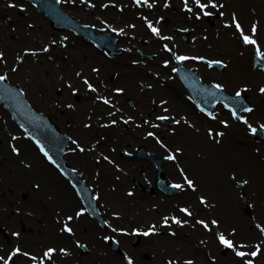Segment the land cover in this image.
<instances>
[{
    "label": "rangeland",
    "instance_id": "374dc122",
    "mask_svg": "<svg viewBox=\"0 0 264 264\" xmlns=\"http://www.w3.org/2000/svg\"><path fill=\"white\" fill-rule=\"evenodd\" d=\"M9 1L18 2L21 5L25 3L24 0H0V5L5 9L0 10V52L4 53L3 60H0V75H6L9 82L21 89L33 110L42 112L50 116L54 122L56 121L59 129H63V133L64 131L67 132L68 129L65 120L70 119L75 129L80 130L77 133L88 135L93 145L92 149L97 150L92 153L91 168L96 169L102 181L95 192L94 185H91V188L94 194L98 192L96 193L99 195L97 203H102V211L105 213L103 218L109 221L110 229L113 231L109 229L107 232L100 228L95 232L99 234L92 233L93 239L100 242L105 249L90 252V254L95 253L91 257L94 259L91 264H112L115 261L128 264L129 257L133 264H168L169 261H173L175 264H184L187 260H192L194 264H222L224 262L242 264L240 259L244 261V264L248 259H252L254 264H264V232L256 227L257 224L264 226V139L262 140L260 135L256 138L249 137L248 126L242 121L235 120L223 106H219L215 110V120L206 116L203 117L199 110V118L192 116L189 108L199 115L196 112L197 108L193 107L192 101L187 98V91L180 85V81L172 71L175 68L173 53L223 61L225 68L222 70L209 69L199 59H190L184 64L194 70L203 82L222 84V89L227 93L234 94L241 91L253 109L252 112H247L242 116L253 127L260 128V125L264 124V93H261L259 89L264 87V72L252 66L251 56L257 46L243 42L233 25L232 17L235 14L246 35H252L251 27L256 24L257 31L253 38L256 39L260 51L264 52V0H245L244 2H240V0H214L218 6L216 8L211 7L212 11L218 14V17L215 18L213 24L200 26L197 34L191 35L192 38L198 36L199 40L195 42L189 41L190 37L185 42L181 37L182 34H178L179 29H185L184 26L176 28V24L169 26L163 22L154 26L160 30L161 36L172 37L171 40L161 39L154 35L149 27L140 25L135 31H128L130 34L124 42L116 44V47L122 49V53L114 56L107 55L106 51L96 49L91 44H81L86 48H84L87 50L86 54H91V58H88L87 65L80 69H75L72 66V61L77 54V49L73 46L74 41L71 43L72 47L69 44V47L61 50L60 53L52 49L46 53L40 51L44 46L50 45V41H56L58 37L48 38L47 36L43 40L42 36L44 37L47 33H39L33 28L35 22L29 16L28 11L19 15L15 10H10L7 7L6 3ZM175 4L177 6V3ZM221 13L223 14L221 15ZM110 14L116 13L111 12ZM5 15L11 19L7 21ZM110 19L112 20V18ZM28 22L33 24V27L28 26ZM126 25L128 24L121 25L118 22L116 26L119 28L124 26L127 31L129 28ZM226 25L232 26L226 27ZM173 34H177V36L175 37ZM153 36L157 38L153 40ZM165 44L172 49L171 52L163 48ZM54 47L55 49L61 48L58 43ZM25 49H35L37 53L38 51L42 53L37 55H40L39 59L46 63L44 69L39 66L41 62H36V70L38 71L29 73V70L35 67L27 66L30 65V62L25 61V58L29 56L22 53ZM89 51L95 52V54ZM97 54L100 57L98 62L96 57H92ZM17 57L22 59H17ZM165 60L169 61L167 66L164 65ZM92 69H98V71L94 72ZM77 72H80L81 76L77 77L75 75ZM132 73H135V79H132L133 88L122 81V78L129 79L126 74L131 76ZM85 77L97 89L96 92L90 91L83 83ZM76 80H78V85L75 84ZM166 83L178 85L181 91V102L189 107L184 106L185 108H182L177 104V108H175L173 103L170 108L166 106L169 103L168 97L165 95L170 94L168 88H164L165 95L162 94V88ZM69 84L72 85V89L77 91L70 89ZM145 85H150L153 92L145 91ZM116 88H122L123 92L118 95L115 92ZM245 88L247 90L242 91ZM126 89L129 91L128 97H124ZM132 91L133 94L131 95ZM75 93L78 95L76 99ZM150 93L155 94L152 100L149 99L151 98L149 97ZM97 97L107 98L110 103L106 104L103 99H97ZM162 100L166 103L161 104ZM129 101L135 104L133 109L129 106ZM69 104H72L73 107L69 108ZM165 108L168 110L167 112H165ZM160 115L171 117L172 119L168 120L171 123H174V120H179L180 123L163 124L156 119ZM112 120H115L116 123L112 124ZM143 120L148 121V123L143 124ZM153 120L154 124L159 125V127L154 130L155 140L154 147L151 148L152 151L159 156L166 155L169 157L171 154L176 156L175 160H169L168 169H166V165L164 166L165 173L166 170H171L173 173L171 177H167L168 180L170 178L173 181L177 179L175 180L176 184H186L183 175L189 179L196 178V176L201 178L196 167L199 168L200 164L203 165L206 162L200 158L202 148L194 149V146L189 145L194 139L198 141V139L203 138L205 142L223 146L225 153L229 152L228 156H230L231 162L235 163V165H224L222 169L218 168V173L221 172L222 179L227 181L221 185L227 187L228 194L214 190L217 191L215 194L217 198H230V200L235 199L238 202L236 208L234 207V217L227 215L221 220L213 201H217V199L212 198L214 195L210 197L209 190L199 188L200 192H198L196 199L192 196L194 199L191 201L176 202L182 204V208L187 207L192 212V216L185 214L183 216L192 221V226L188 224L184 226L187 232L197 233L194 238L191 236L193 239L190 237L191 242H187L188 239L184 235L181 236L183 241L181 239L178 241L177 236L168 235V232L172 231L171 228L168 230L169 228L154 223L159 222L162 216L170 217L174 214L178 216L181 214L177 208L169 209L167 207L165 209L161 207L159 204L161 196H150L149 202L147 198L143 201L134 184L130 183V176H133L134 168L129 169V171L119 161L116 154L118 150L125 149L130 139L131 142L135 140L132 138V133L135 131L138 133L137 139L146 140L144 134L151 131L149 124ZM220 121H227L228 127H225ZM189 126L194 128H189ZM208 129H212L213 134L224 132L225 135L213 140L205 132ZM73 132L70 133L71 136L75 138L79 136ZM179 136H182L188 144L179 143L176 138ZM12 137H17V139L13 140ZM219 138L222 141L221 145L215 142L217 139L220 140ZM12 145L20 149L19 154L12 151ZM23 147H26V150ZM35 148L30 139L11 120L9 112L5 111L0 104V191H3L0 193V256H7L17 245L23 251H28L36 256L41 253L42 248L53 246L57 249L56 253L59 257L56 258L54 264H72L76 262L74 259L58 251V248H69L68 245L61 243L62 241L58 242L59 238L57 240L53 238L55 235L58 236V230L62 228L59 224L53 223L54 220H52L53 216H58L59 212L55 210L60 207L56 205L55 198L54 202H50V197H52L50 191L48 193L43 189L40 179L34 174L41 171L48 177L54 175L55 180L62 184L61 176L39 157ZM177 148L181 151L176 152ZM94 163H99V166H93ZM239 163H246L247 165L240 167ZM259 165L261 166V173L255 169ZM18 168L22 169L21 174L20 172L16 174ZM6 169L14 176L15 184L7 185L5 189ZM113 169H119L120 172L114 173ZM108 170L111 171L110 179L106 175ZM115 174H118L117 178L114 177ZM245 180L248 182L247 184L243 183ZM141 182L148 184L151 182V178ZM99 191L105 192L104 195ZM37 192L44 194L39 200L51 205L44 217H40L41 211L37 210L38 206L36 207L38 204ZM129 192H132V195L128 196ZM200 196H204L213 208H207V212L204 209H199L197 206H201ZM193 203L195 205L192 206ZM76 207L77 205L73 206L71 211L76 210ZM247 209L249 213H247ZM143 212L146 213L143 214ZM200 219L206 221L217 219L220 224L218 226L210 225L211 231H209L197 223ZM50 223L53 225L51 230L48 228ZM153 224L157 228L155 234L143 235V232L147 231L149 226ZM35 225L40 229L50 230V232L47 233V236H42L40 229H35ZM243 228L247 229L243 230ZM137 229L142 239L139 246L133 247L130 238L124 236L122 232L132 233ZM233 229H235L234 235H232ZM250 229L254 230V233H249ZM77 231L73 229V233H71V246L76 238L79 241L81 239L87 241L85 237H81L79 234L78 237L75 236ZM13 232H19V237L13 236ZM218 232H223L237 245H247L241 249L242 251H254L255 245H260L261 251L256 257L246 256L244 258L236 256L231 248L223 253L225 246L221 245L217 239L216 233ZM106 233L113 235L120 242L121 254H111L109 248L107 249L103 238ZM166 238L172 239L175 243L169 247L167 243H163ZM92 242L94 241L89 238V243ZM183 242L192 246L188 252L179 254L168 252L169 248L183 247ZM30 263L31 261L22 255L14 258V264Z\"/></svg>",
    "mask_w": 264,
    "mask_h": 264
},
{
    "label": "flooded vegetation",
    "instance_id": "af4514ba",
    "mask_svg": "<svg viewBox=\"0 0 264 264\" xmlns=\"http://www.w3.org/2000/svg\"><path fill=\"white\" fill-rule=\"evenodd\" d=\"M177 3V6L176 4ZM201 3H209V0H201ZM7 7L10 10H15L16 13L19 15L22 14L24 11H28L29 16L34 19L35 24L42 23L40 19L43 20V23L47 25V27L50 28L52 31L51 34H49L48 38L50 37H58L56 40V43L53 44L50 49L53 51H61L65 50L69 47V44L73 40H78L83 43L87 44H93V41L97 42H107L109 40L114 41L116 44L118 42H124L127 38V36L130 34L128 31H135L140 25H144L148 27V21H151L153 26L155 24H161L166 23V25H174L176 28L179 26H184L185 29L178 30V34H182V38L185 42L192 40V42H195L199 40L198 36L192 38L191 35L193 33L198 32V28L200 26H204L206 24H209V21L211 19L207 20L204 19L203 10H201L196 4L195 0H188V6L192 8V11L189 12L184 7V0H148V4H151V7L148 6V4L143 3V0L140 4L136 3V0H54L55 8L59 11L58 15L62 21V23L58 24V27L54 25L53 22L49 21V19H44V15L39 11V9H34L32 6H30L27 3H19L18 2H7ZM9 4H15L16 7H9ZM165 4H167V7H165ZM103 5H107L104 7ZM23 6V8H21ZM8 9V11H9ZM35 12H33L32 10ZM208 9L209 13H211L212 16L216 15L212 11L211 4L206 8ZM111 12H115L116 14H110ZM9 15V14H6ZM5 15V16H6ZM28 16V15H27ZM199 16V18H197ZM112 18V20L110 19ZM117 18L119 19L118 22H120L121 25H126L127 28H129L127 31L125 27H117L118 24ZM11 18L9 16H6V20H10ZM208 23H207V22ZM42 23V24H43ZM28 26H32L33 24L27 23ZM113 25V26H112ZM134 25V27H132ZM155 27V26H154ZM112 29H117V31H113ZM123 29V33H121L119 30ZM175 37L177 34H173ZM65 37L67 39H65ZM185 37H187V40H185ZM43 40L45 36L43 37ZM153 40H155V36H153ZM53 41V40H52ZM50 41V42H52ZM60 44L59 49H55L54 45ZM71 45V44H70ZM8 45L6 44V47ZM120 52L122 53V49L118 47ZM198 54V53H195ZM128 75V76H127ZM126 76L129 79H126L123 81V83L130 85L132 88L134 86L132 79H135V73H132L131 76L129 74H126ZM123 79V78H122ZM145 91L153 92L151 89V86L145 85ZM144 91V92H145ZM133 94V91L130 93ZM129 91L126 89L124 97H128ZM153 94L150 93V96L152 100ZM76 99V97H75ZM135 104H132V101H129V106L133 109ZM136 108V107H135ZM64 113V112H63ZM150 120L149 115L147 116ZM65 118V117H64ZM56 122V121H55ZM54 122V123H55ZM67 125V132L64 131V134L67 136V146L63 153V159L68 167L71 168L77 175L84 180L86 183H92L99 181L95 178L94 169L91 168L92 166V153L97 151L92 149V143L90 141V137L88 135H85L80 132L79 129H75L73 124H71V120L67 119L65 120ZM56 124V123H55ZM57 125V124H56ZM154 120L153 122H150L149 124V130L151 132L154 131ZM59 128V126L57 125ZM61 130V129H60ZM63 130V129H62ZM61 132L63 133V131ZM76 130V131H75ZM77 136L76 138L71 136V132ZM87 136V137H86ZM138 133H136L133 136L132 142L128 143L126 148L128 152L135 153L137 149L143 145L149 152L152 151V146L154 147V137H145L146 140L137 139ZM73 141H77L79 143V146L84 149V151H80L79 148H77V144L73 143ZM39 157L42 158L47 164H49L60 176H61V182L66 183L65 185L69 187L70 190L73 191L72 186L69 184V180L60 173L57 166L51 165L47 160L44 158L42 154L39 153ZM124 165L127 167V169L134 168L133 171L136 175L135 177H132V182L134 181H142V180H148L151 178V182L154 181L155 172L154 167L149 162H140L135 159H124ZM130 171V170H129ZM172 172H168L167 176H171ZM177 195V194H176ZM54 198V196H53ZM52 202H54V199H52ZM80 207H82V204L79 202ZM58 213V216L60 215H67L71 212L67 209L59 208L58 210H55ZM102 216H105V213L100 211ZM55 218V216H54ZM82 223V224H80ZM71 226L77 228V230L81 231L83 230L86 232V236L81 235V237H85L87 241L84 239H81L79 242L80 244L85 245V249L87 250L86 253H80V247L77 246V243H73L71 246V257L66 255L67 257H70L71 259H74L76 262H73L72 264H91V262H84V260L89 258L90 252L93 250H101L105 249L104 246H101L100 242H97V240L92 239L94 238V235H89V232H93L95 235L99 233H95L98 231V226H96V222L92 219L91 214L88 211H85L81 216L77 217V221L70 222ZM83 224H86L82 226ZM82 226V227H81ZM81 227V228H80ZM101 228V227H100ZM103 229V228H102ZM105 231L108 230V228L104 229ZM80 235V234H79ZM92 239V243H89V237ZM105 241V239H104ZM118 241V240H117ZM119 245L120 242L118 241ZM105 245L108 249V244L105 241ZM50 247V246H49ZM46 248L41 249V253L38 255L41 256L43 250ZM59 249V248H58ZM57 253L53 255V258L51 261H48L47 264H54L55 260L57 258ZM64 257V258H67ZM59 258V257H58ZM68 260V259H66ZM83 260V263L80 261ZM68 263V262H67ZM59 264V263H58ZM65 264V263H64Z\"/></svg>",
    "mask_w": 264,
    "mask_h": 264
},
{
    "label": "bare ground",
    "instance_id": "6f19581e",
    "mask_svg": "<svg viewBox=\"0 0 264 264\" xmlns=\"http://www.w3.org/2000/svg\"><path fill=\"white\" fill-rule=\"evenodd\" d=\"M244 1L245 0H240V2H244ZM40 21H42V23H43L42 19H40ZM37 30H38L39 33H45L46 31H48L47 30V25L45 23H43L37 28ZM73 46L77 49V54H76L74 60L72 61V66H74L75 69L76 68L80 69L81 67H84L85 65H87L86 63L88 61V58L89 59L91 58V54H86L87 53V50H85L86 48L83 45H81V43H79L77 41L74 42ZM90 53H92V54L94 53L95 54V52H90ZM92 57H96L97 62L100 59L98 54L96 56H92ZM39 58H40V56L37 55V54L36 55H32L31 54V55H29L28 57L25 58V61L30 62V65H27V66H29L30 68L35 67V68L29 70L30 71L29 73L38 71V70H36V66H37L35 64L36 62H41L42 65L40 63L39 66L44 69L46 63H43V60H40ZM22 67H24V66L22 65ZM124 80H126V79L123 78L122 81H124ZM172 83H173V81H172ZM172 83H170L171 85L170 84L168 85V83H166V85L162 88V91H163L162 94L163 95H165L164 88H168V90L170 92V94H166L165 95V96L168 97L169 106L171 107L172 103H173V104H175V106H174L175 108H177L176 107L177 104H179L180 107H182V108H185L184 106L189 107L187 104L183 105V103L181 102L182 100L180 99L181 91L178 88V85L172 84ZM75 84L78 85V80H76ZM153 95H155V94H153ZM189 111H190L192 116H195L196 118L200 117L198 114H195L193 111H191L190 108H189ZM176 138L178 139L179 143H183L184 145L188 144L186 142V140L182 136H179V137H176ZM194 140L191 141L189 143V145H192L194 147H201L202 148V152H201L200 158H201V160L203 159V161L206 162V163H203V165H201L199 163L200 167L199 168L196 167L198 169V170L197 169L196 170L198 171V173H200V177H201V178H197V176H196V182L198 183L197 185H199L200 189L209 190L210 195H211L210 197H212L214 195L212 198L217 199V201H215V200H213V201L215 202V204H214L215 207H216L215 209L217 210V214L219 212L221 220L224 219L225 216H227V215L228 216L231 215L232 217H234V213H235L234 207L236 208L238 202L235 199L230 200V198H226V199H223L221 197L217 198L215 196V194H216V192L218 190L221 193L224 192L225 194H228L227 187H222V185H221L222 183H226L227 181L222 179L221 172L218 173V168L222 169V166H224V165H235V163L231 162V158H230V156H228L229 152H227V154H226L225 151L223 150V146L221 147L219 145L217 146V144H215V143L212 144V143H208L207 141L205 142L203 138H200V140L198 139V141H196V139H194ZM218 141H219V143L221 145L222 144L221 139L218 140ZM23 148H24V150H26V147H23ZM157 151L159 152V150H157ZM26 152H28V151H26ZM225 155H227V157H225ZM239 165H240V167H245V165H247V164L246 163H243V164L239 163ZM240 167H239V169H240ZM168 168L169 167H167V165H166V169H168ZM255 169L259 172L261 170V166L260 165L258 167L256 166ZM21 171H22V169L18 168L16 170V174H18V172H20V174H21L22 173ZM114 173H117V171H114ZM260 173H261V171H260ZM263 174H264V172H263ZM34 175H36V177L40 179L41 186L43 187V189L46 190V192H48V193L50 191L51 196H54L56 205H58L60 208H62L64 210L67 209V208H70L71 206L72 207L74 206L75 200L71 197L70 190L63 183L62 184L58 183L55 180L54 175L48 177L45 173H43L41 171H37V174H34ZM106 175H107V178L110 179L111 178V171L107 172ZM117 176H118V174L114 175L115 178H117ZM5 180H6V182L4 183L5 189H6L7 185H14L15 184V178H14L13 175H11L8 172V169L5 170ZM215 189L217 190L216 192L214 191ZM40 191H42V190H40ZM2 192L3 191L1 190L0 193H2ZM104 193L105 192H103V195H104ZM42 195H44L42 192H37V196H36L37 197V202H38V204H36V207L38 206L37 210L41 211L40 217H42V216L44 217V215H46V212L51 207V205L48 204L47 202L39 200V199H41ZM179 196H186V197L190 196L191 197V193L181 194ZM178 199H179L178 197L176 199H172V198L168 199L167 197H164V198L162 197V198L159 199V204L161 205V207H163L165 209H167V207L169 209L170 208L179 209V207H182V204H180V203L177 204L176 203V202H179ZM179 200H181V199H179ZM189 201H191V198H190ZM193 205H195V204L193 203L192 206ZM197 207L199 209H201V210L204 209L206 212H207V210H206L207 208H210V209L213 208L211 204H208V201H207L206 204H201V206L198 205ZM203 207H206V208H203ZM180 219L181 220H188V222L185 223V224H188V225L192 226L191 219H184L183 217H180ZM12 221H15V220H12ZM80 224H82V223H80ZM185 224L183 226H179L178 225V227L175 230H172L170 232V234L173 237L177 236L178 241L180 239L183 241V237H181V236L184 235L188 239L187 242H191L192 239L194 238V236L197 235V233L195 234V232L193 233V231H191V233H188L187 230L184 227ZM84 225H86V224H83L82 226H84ZM52 227H53V225L50 223L48 228H50V230H51ZM193 227H194V225H193ZM245 227H246V225H245ZM35 229L39 230L40 228L37 227V225H35ZM244 229H247V228H243V230ZM50 230H45L43 228V229H40V233H41L42 236H47L48 235L47 233H49ZM89 231H87V232L89 233V235H91L93 232L91 233ZM240 231H241V229H240ZM253 231L250 229L249 233L252 234V233H254ZM172 233H175V235H172ZM79 234L83 235V236H86V232H84L83 230H81V231L79 230ZM191 236H193V238ZM71 237H72L71 235L69 236L68 234H65L64 232H61V229L58 231V236L57 235L53 236V238L56 239V240L59 238V240H57V241L58 242L62 241L61 243H69V242H71ZM89 238H90V236H89ZM163 243H167V245H169V247H171L175 242L172 239L166 238V240H164ZM163 243H160V244H163ZM183 244H184V246L180 247V248L179 247L169 248L168 252L170 251L171 253H175V254L186 253V252H188L190 247L192 248V246L187 245V243H185V242H183ZM182 250H184V251L182 252ZM93 251H95V250H93ZM163 252H165V251L163 250ZM94 254L95 253L92 252V254L89 255V258L86 257L84 262H87V261L88 262H92V260H94V259H92L91 257ZM261 255L263 256V253ZM100 259H101V257H100ZM80 261L83 263V260H80ZM240 261H242V264H244V261L242 259H240ZM112 264H121V263L119 261H115ZM222 264H227V262H224ZM234 264H238V263H234Z\"/></svg>",
    "mask_w": 264,
    "mask_h": 264
},
{
    "label": "snow or ice",
    "instance_id": "6c2138e0",
    "mask_svg": "<svg viewBox=\"0 0 264 264\" xmlns=\"http://www.w3.org/2000/svg\"><path fill=\"white\" fill-rule=\"evenodd\" d=\"M142 2V0H136V3L137 4H140ZM143 3L145 4H148V0H143ZM195 4L201 9H206L209 4H211V6L213 8H216L218 5L214 2V0H209V3L206 4V3H201V0H195ZM104 7H106L107 5H103ZM149 7H151V4H148ZM9 7H16L15 4H9ZM165 7H167V4H165ZM184 7L187 11L191 12L192 11V8H190L188 6V0H184ZM21 8H23V6H21ZM205 15H210L211 13H208V12H205L204 13ZM223 13H221L222 15ZM199 18V16L197 17ZM233 25L234 27L236 28V30L239 32L240 36L242 37V40L245 44H251V45H256V54L258 56L261 57L262 60H264V52H261L260 51V48L257 44V41L256 39H254V35L257 31V26L256 24H253L252 27H251V33L252 35H246L245 32H244V29L241 25V23L239 22V20L236 18L235 14H233ZM148 27L149 29L152 31V33L154 35H156L157 37H160L161 39H167V40H171L172 37H164V36H161V33H160V30L156 27L153 26L152 22L151 21H148ZM232 25H226V27H230ZM134 27V25L132 26ZM113 31H117V29H112ZM121 33H123V29H120L119 30ZM65 39H67L65 37ZM56 41H52L51 44H55ZM49 45H46L44 46L42 49H40V51H43V52H48L49 51ZM164 49L166 51H169L171 52L172 49H170L168 47L167 44L164 45ZM31 51V54L32 55H36V52L34 50H29V49H25V52H29ZM4 58V53L3 52H0V60H3ZM173 58L177 61H184V60H187V59H199V60H204L205 58L204 57H187V56H184V55H176L175 53H173ZM17 59H22L21 57H17ZM133 63H135V61H133ZM208 65L209 66H212V65H222L223 66V61L221 60H208L207 61ZM169 64V61L168 60H165L164 61V65L167 66ZM179 69L177 68H173L172 71L173 72H176L178 71ZM15 71V69H14ZM92 71L96 72L98 71V69H92ZM77 77L81 76V73L80 72H77L75 74ZM7 76L6 75H0V82L6 80ZM83 83L87 86V88L92 91V92H96L97 89L93 86L92 83L89 82V80L87 79V77H85L83 79ZM68 87L70 89H72V85L69 84ZM150 87V85H149ZM214 87L216 89H222L223 85L222 84H215ZM73 91H77L76 89H72ZM247 89H243L242 91H246ZM115 91L117 93H121L123 92V89L122 88H116ZM259 91L261 93H264V87H261L259 89ZM236 97L239 98L241 96V91H237L236 92ZM97 99H103V102L104 103H110V101L107 99V98H103V97H97ZM166 101H161V104H165ZM69 108H72L73 105L72 104H69L68 105ZM225 107H229V105H225ZM168 110L165 108V112H167ZM201 111H205L203 108H201ZM239 111H244V112H252L253 109L251 107H247V108H244L243 106H241V108L239 109ZM109 115H112V113H109ZM207 115L212 118L213 120L216 119V116L212 113V112H207ZM231 115L234 119L236 120H239V121H242L245 125L248 126V129L252 132V133H255L257 131V129L255 127H253L251 124H249L248 120L242 116V115H239L238 113V110L236 108H232L231 109ZM129 119H131V117H129ZM157 120H160V121H165V120H169V119H172L171 117L169 116H166V115H160V116H157L156 117ZM112 124H115L116 121L115 120H112L111 121ZM125 123H127V121H125ZM145 123H148V121H145ZM174 123L176 124H179L180 121L179 120H174ZM220 123H222L225 127H228V122L227 121H220ZM22 128L24 127V125H20ZM86 127H89V125H86ZM154 128L156 127H159V125H153ZM260 128L261 129H264V124H261L260 125ZM28 130L25 129V132H27ZM148 135L149 136H154L155 133L154 132H148ZM208 135L213 139L215 140L216 137H223L225 135L224 132H216L215 134H213V131L212 129H208ZM13 140L17 139V137H12ZM33 139L35 140V143L36 145L38 146L39 148V151L41 153H43V155L53 164H56V161L52 159V156L49 155V152L46 150L45 148V145L41 143L40 140H37L33 137ZM217 143H219L218 140H216ZM73 143L77 144V148H79V150L82 152L84 151V149L82 147L79 146V143L77 141H73ZM12 151L14 153H17L19 154L20 152V149L18 147H16L15 145H12ZM181 149L177 148L176 149V152H180ZM105 159H107V157H105ZM168 159L170 160H175L176 159V156L174 154L172 155H169ZM57 167H59V165H56ZM182 174H183V171L181 170ZM184 181L185 183L187 184V186L193 190H195V182L192 180V179H189L186 175H184ZM244 184H247L248 182L245 180L243 181ZM36 187H39V185H36ZM173 188H177V189H181L184 187V185L182 184H173L172 185ZM129 195H132V193L130 192ZM199 200H200V203L201 204H206L207 201L205 199L204 196H200L199 197ZM85 212V209L81 208L79 211H76L74 213V215L76 217H79L81 216L83 213ZM180 212L184 213L186 216H192V212L187 208H181L180 209ZM73 220V216L69 215L66 217V221L65 222H62V228H61V232H67L69 234L73 233V228L69 226V223L70 221ZM169 220H171L172 223L176 224V225H179V226H183L185 223H187V220H181L179 217L177 216H172V217H168V216H165L163 217V225L164 226H168L169 225ZM198 224L202 225L203 228L211 231V228H210V225H214V226H218L220 224V221L217 220V219H212L210 221H206L204 219H200L197 221ZM256 227L261 231V232H264V226H261L260 224H257ZM157 231V228H156V225H151L149 226V228L147 229V231H144L143 232V235L145 236H149L151 234H155V232ZM235 234V229L232 230V235ZM13 236H16V237H19L20 233L19 232H13L12 233ZM172 235H175V233H172ZM216 236H217V239L219 240L220 244L227 247V248H231L234 252H235V255L238 256V257H241V258H244L246 256H251V257H256L260 251H261V246L260 245H255V250L254 251H251V252H245V251H242L241 249L247 247V245L245 244H235L233 242L232 239H230L228 236H226L223 232H218L216 233ZM105 239H108V237H105ZM77 243V246L78 247H85V245L83 244H80L79 241L76 242ZM58 251L63 254V255H69V252H68V249L66 248H59ZM57 252V249L54 248V247H48L46 249L43 250L42 252V255L41 256H36V255H33L32 253L28 252V251H23L19 245H17L16 247H14L8 254L7 256H0V264H14V258L17 257V256H24L26 258H28L30 261H31V264H47L48 261H51L52 258H53V255ZM128 264H133V261L131 260V258L129 257L128 258ZM168 264H175V262L173 261H169ZM184 264H194V262L192 260H187L184 262ZM245 264H254V261L252 259H248L245 261Z\"/></svg>",
    "mask_w": 264,
    "mask_h": 264
},
{
    "label": "water",
    "instance_id": "95a60500",
    "mask_svg": "<svg viewBox=\"0 0 264 264\" xmlns=\"http://www.w3.org/2000/svg\"><path fill=\"white\" fill-rule=\"evenodd\" d=\"M254 65L264 70V60H262L261 57H254ZM178 73L181 81L184 82L189 91L192 93L194 100L199 104L200 107L207 111H210L217 101L224 102L231 108H236L238 113L241 112L239 111L241 106L244 108L248 107L245 102V98H242L241 96L239 98L236 96H228L223 92V90L216 89L211 83L203 85L195 74L181 70L178 71ZM8 89L9 88L0 85V96L5 99H14L16 97V93ZM11 110L15 114V117H17L19 124L24 125L23 128L28 130L27 132L32 138L34 137L35 139L40 140L43 136V130L46 132V134H52L49 120L46 118H40L38 114H34L33 112L31 113L25 104L19 105L17 103L11 107ZM50 152L52 153V149H50ZM60 152H62V150H60ZM162 178L163 175L158 173L157 187L160 189L162 187L165 188V181L162 180ZM137 242L138 240L135 241V243Z\"/></svg>",
    "mask_w": 264,
    "mask_h": 264
}]
</instances>
